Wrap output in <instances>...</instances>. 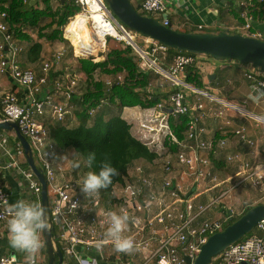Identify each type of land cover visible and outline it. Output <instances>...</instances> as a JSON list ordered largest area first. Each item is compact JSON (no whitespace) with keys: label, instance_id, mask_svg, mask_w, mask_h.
Listing matches in <instances>:
<instances>
[{"label":"built area","instance_id":"2783aa9c","mask_svg":"<svg viewBox=\"0 0 264 264\" xmlns=\"http://www.w3.org/2000/svg\"><path fill=\"white\" fill-rule=\"evenodd\" d=\"M258 2L264 3V0ZM65 4L76 5L85 13L92 11L89 0H65ZM254 8L255 0H244L239 4L242 24L234 32L264 40L261 33L254 31ZM138 11L153 16L165 14L167 7L164 0H141ZM99 13L104 25L110 27L104 31L105 46L101 51L107 48V37L117 42H125L136 51L143 67L170 81L174 87L173 93L167 98H161L155 107L144 109L140 118L138 139L158 155L155 161L147 162L150 169L146 170L144 165L138 163L130 169L124 182L117 184L110 194L99 190L94 196L86 198L78 183L83 175H75L73 165L58 158L59 150L51 141L49 129L44 123L47 114H50L53 121L62 122L69 114V104L56 102L50 94L43 96L45 86L53 85L57 91L64 88L62 89L60 82H49L52 61L43 63L44 75L41 78H37L32 69L22 66L21 54L24 48L10 33L9 15L1 9V5L0 76L8 77L17 87L24 88L29 94V104H25L14 92L2 96L0 122L18 125L30 144L36 166L45 177L53 233L63 248V264H79L78 257L85 264H98L96 259L84 257V253L112 258L119 264H131L124 258L126 253L117 252L112 243L104 244L99 249L96 247L103 240L107 228L106 213L119 212L121 209L127 211L130 217L123 235L132 237L134 244L138 246L133 250L144 256L141 264H194L201 247L212 235L223 231L237 213L224 207V216L205 220L203 217L223 206L224 202H229L228 198L234 189L249 182L259 188L264 182V166L252 167L246 162L241 163L239 181L231 184L229 180L221 177L213 162V156L219 150L225 149L229 141L226 138L207 137L201 121L224 120L242 144L249 147L256 144L244 125L226 118V113L235 110L233 106L223 103L220 109L216 108L212 105L216 100L210 94L196 90L188 83L187 70L189 67H197L202 55L179 53L171 57L170 48L147 38H143L145 47H140L136 43V35L113 20L103 0ZM162 24L169 27L170 21L166 18ZM113 30L116 34L111 33ZM135 44L139 49L135 48ZM73 51L75 52L74 47ZM64 56V51L56 52L53 61L59 64ZM255 71L248 73L247 78L264 92V77L261 75L264 73L256 69ZM105 85L109 89L113 84L108 82ZM70 88L68 87V91ZM187 90L203 95L211 105L199 101L192 103L187 98ZM152 96L148 92L146 99L150 100ZM168 109L173 113L169 114ZM96 110L98 108L91 109L89 113L93 116ZM185 115H190L191 121L185 131V140L179 141L171 127L170 117ZM5 159L7 160L4 161ZM226 161L230 164L237 163L242 161V157L234 154L228 156ZM10 172L14 173L20 184L23 199L39 202L42 206V185L28 164L21 143L15 134L13 136L9 132L1 131L0 232L7 231V209L12 203L7 188ZM203 196H212L206 205L197 203ZM73 202H78L75 209L72 208ZM40 238L43 248V231ZM40 254L41 250L36 256V264H39ZM68 258L73 262H68ZM0 264L24 263L19 262L15 256H0ZM212 264H264V221L257 226L256 233L253 231L228 248Z\"/></svg>","mask_w":264,"mask_h":264},{"label":"crops","instance_id":"0c3cea01","mask_svg":"<svg viewBox=\"0 0 264 264\" xmlns=\"http://www.w3.org/2000/svg\"><path fill=\"white\" fill-rule=\"evenodd\" d=\"M57 1L58 0H53L52 3L50 2V4H56ZM243 1L244 0H164L167 7L166 13L153 15L151 17H154L161 22H163V20L167 18L170 21L169 27L181 32L220 33L223 31H228L231 33L234 32L236 27L242 24V20L240 19L239 14V4ZM131 2L136 8H140L141 0H131ZM254 31L261 33L264 38V21H255ZM22 44L25 50V52L21 55L22 64L24 65V67L32 69L34 72L36 71L35 74L37 73V76L39 78L43 77L42 64L47 61V58L45 56V48L42 54L44 62L41 64L40 68H37L36 66L31 65V63L29 62V54L27 53L28 43L23 42ZM65 63L66 62H63L59 66H56V70L53 73H56L58 77L55 78V82L60 81L59 79L63 77V74L68 69V66L67 68L63 66V64L65 65ZM251 68L252 65L250 64H242L234 60L215 61L214 59L207 56H201L198 66L195 67V70H197L200 79L204 84V89L202 91L207 92L212 98L216 100L215 104L212 105L219 109L222 107L223 103L233 106L235 110L226 113V118L234 119L236 122L244 125L247 128L250 138L256 144L254 147H249L242 144L238 140V138L233 135L232 129L226 125V122H224V120L215 121L206 119L201 121V126L206 129L207 137H215L217 139L226 138L229 141V144L225 149L219 150L218 153L213 156V162L220 176L229 180L231 184H234L235 182L240 180V175L242 172V162L249 163L252 167L264 166V92L253 81L247 78V74L250 73L249 71H251ZM66 74L70 75V73L68 72ZM79 74L85 76V82H83L82 84L83 86L85 85V89L83 90L79 88V84H76L79 85L76 87L72 86L71 88L73 90L71 92L72 94L70 95L69 101H66L62 94H60L57 90L53 92L52 90L45 89L43 93V96L48 94L54 96L56 102H65L69 104V114L67 115L64 122L70 127L79 124V115L83 108L81 97L89 90V87L86 89V87L88 86L87 77L80 71V69L75 68L73 70L72 80H76ZM212 75H216V78L213 79V81L209 80L205 84L204 77L209 79ZM54 80H50L51 84L55 83ZM72 80L69 82L68 87L69 85H71ZM190 85L196 90H199L194 85ZM168 89L171 91V86ZM12 92L17 93L24 100L25 104L28 103L27 99L29 94L24 88L17 87L10 78L0 76V99L2 96ZM191 93L193 94L192 91ZM165 94L166 92H164L163 94L162 90L161 92H158V95H160L161 98H163L162 95L165 96ZM166 97L168 96H165L164 98ZM187 98L192 103L196 102V98L193 95H190V93L187 95ZM236 101L242 102L244 106H238L236 104ZM206 104L211 105L208 99ZM102 105L103 106H100L97 110V116H104L105 119L116 115L115 112L119 108L117 106L109 107L107 102H105V105ZM143 111L144 109H142L141 107H125L122 109L121 117L132 125L131 132L136 138H139V123ZM237 113H243L246 116H250L253 122H249L248 125H245V123L243 124L239 121ZM51 122L54 121L51 118L50 114H47V116L44 118V123L47 128L50 126L49 124ZM58 154V158L61 161H63L64 163H69V151L60 152ZM234 154H240L242 157V161L232 164L228 163L226 161V158ZM6 160L7 159H5L4 161ZM139 163H144L142 165L146 167V170L150 169L151 167L147 162L141 161ZM73 171L75 175L78 176V173L76 172L74 167ZM249 185H251L250 182ZM251 187L254 186L251 185ZM7 188L11 196L12 203L17 199H23V193L20 190V184L18 183V180L13 172H10L8 175ZM254 189L258 191V194H254V196L257 195L256 198H258L259 196L263 197L264 182L258 189L255 187ZM260 198L261 197H259V199ZM247 208L248 207L244 208L242 205H238L235 212L238 214V212L241 210L244 213L246 211L245 209ZM213 214L215 213H207L206 215L209 216V218L206 217V219L215 218L213 217ZM210 216H212L213 218H210ZM0 256H15L19 262L27 264L25 253L9 247L7 240V231L0 232ZM83 256L96 259L98 264H119L116 263L112 258L109 259L108 257H102L97 254L84 253ZM124 258L125 260H127L126 262H129L131 264H141L144 261V256L138 254L135 250L126 253ZM67 261H70V263L73 262L71 258H68ZM39 264H48L46 247H43L41 249Z\"/></svg>","mask_w":264,"mask_h":264},{"label":"trees","instance_id":"16d2710c","mask_svg":"<svg viewBox=\"0 0 264 264\" xmlns=\"http://www.w3.org/2000/svg\"><path fill=\"white\" fill-rule=\"evenodd\" d=\"M34 1L36 0H27V3H25V0H0V5L1 9L9 15L10 33L13 34L20 46L23 47V42L28 43L27 53L29 54V62L31 65L37 66L44 62L42 56L44 45L41 42H33L27 32L29 30L31 32L34 31L38 33V37L41 39L45 38L50 42L56 40L65 42L62 29H66L69 24V19L75 17L81 12V9L72 4L62 5L58 0L56 3L58 4V8L54 10L52 5H50L51 0H41L33 4ZM41 5H45L46 7L41 8ZM252 13L256 21H264V3H259L258 0H255V8ZM142 15L146 14L142 13ZM46 20H48V23L41 26V23ZM48 29H51L52 32L44 34L45 30ZM231 33L235 34L237 32ZM132 34L137 35L135 32H132ZM24 52L25 50H23ZM179 53L182 52L170 49L171 57ZM183 54L196 56L193 53ZM65 56L61 62L66 58ZM50 61H52V69H54L56 64L53 61V56ZM79 61L81 64L80 71L87 76L89 86L88 92L81 97L83 108L79 115V124L70 127L64 121L51 122L48 127L50 139L56 144L59 153L74 151L83 161L86 160L88 153L95 152L96 159L91 168L85 166L86 171L98 172L102 164L105 161H109L117 169L118 174L113 177L112 185L106 189H101V191L105 194H110L117 184L124 182L130 169L136 164L141 161L153 162L158 158V155L149 150L146 145L133 136L131 132L132 125L121 116L114 115L105 119L104 116H97L96 114L95 117H92L89 111L94 108H99L105 101H108V106H117L121 109L125 107L148 109L155 107L159 103L161 96L153 94L149 100L140 94L141 91L149 87L152 75L150 72H147V68L141 65L142 63L135 55L134 49L131 46L127 48H122L118 45L112 46L109 49L107 59L103 62L95 63L92 60L85 59H80ZM22 66L24 67L23 64ZM97 71H100L106 77L113 78L118 74L125 73V82H115L107 89L103 81L100 80L98 82L94 79V74ZM57 77L58 75L51 70L49 82ZM37 78L39 77L37 76ZM187 80L197 89H204L203 82L195 68H188ZM45 89L49 90L47 86H45ZM143 93L146 94V92ZM190 121V115L170 117L171 127L179 141L185 140V131ZM251 208L248 207L245 212ZM238 218L240 216H235L229 224ZM54 237L56 239L55 234ZM58 245L63 252V248L59 242Z\"/></svg>","mask_w":264,"mask_h":264},{"label":"water","instance_id":"95a60500","mask_svg":"<svg viewBox=\"0 0 264 264\" xmlns=\"http://www.w3.org/2000/svg\"><path fill=\"white\" fill-rule=\"evenodd\" d=\"M38 1L41 0H36L33 4ZM59 1L62 5L65 4V0ZM103 1L113 20L137 35L182 53L208 56L216 61L234 60L242 64H250L256 70L264 73V40L262 39L248 37L240 33L233 34L228 31L220 33L181 32L165 26L154 17L142 15L131 0ZM135 48L139 49L136 44ZM215 78L216 75H212L209 80L213 81ZM167 112L173 113L171 109H168ZM1 131L15 134L25 151L28 164L42 185V207L45 208L49 225L48 229L43 231L48 264H63L64 254L54 237L52 228L47 182L35 164L30 144L16 123L0 122ZM262 221H264V204H259L249 209L223 231L212 235L201 247L194 264H212L216 257L246 238ZM186 260L190 262L189 258Z\"/></svg>","mask_w":264,"mask_h":264},{"label":"clouds","instance_id":"9594fccd","mask_svg":"<svg viewBox=\"0 0 264 264\" xmlns=\"http://www.w3.org/2000/svg\"><path fill=\"white\" fill-rule=\"evenodd\" d=\"M96 159L95 152L88 153L86 160L73 159V167L79 168L81 163L91 168ZM118 174L117 169L109 161H105L99 171H87L78 181L81 191L86 198L94 196L101 189H106L113 183V177ZM78 202H73L72 208H77ZM6 220L7 240L10 248L26 254L27 264H36V256L42 248L40 234L47 230L49 225L45 208L39 202H30L24 199H17L7 209ZM107 228L103 240L96 244L97 249L104 244L112 243L117 252L128 253L138 247L130 236H125L129 214L121 209L119 212L109 211L106 213ZM79 264H85L78 257Z\"/></svg>","mask_w":264,"mask_h":264},{"label":"rangeland","instance_id":"374dc122","mask_svg":"<svg viewBox=\"0 0 264 264\" xmlns=\"http://www.w3.org/2000/svg\"><path fill=\"white\" fill-rule=\"evenodd\" d=\"M53 1V0H52ZM51 1V3H52ZM52 5V8L54 10H56L58 8V4H50ZM46 6L45 5H41V8H45ZM142 12V11H141ZM80 13H85L81 10V12H79L78 14ZM77 14V15H78ZM74 18V17H73ZM71 18V19H73ZM71 19H69V22L71 21ZM48 23V20H46L45 22L41 23V26H44L45 24ZM113 25H115L113 23ZM117 27V26H116ZM118 28V27H117ZM57 29V27H56ZM63 31V38L65 39V42H62L60 40H56L54 42H50L48 41L47 39L43 38L41 39L40 37H38V33L36 32H31L30 30L27 32L30 37L32 38L33 42H41L43 43L44 45V48H45V51H46V58L47 60H51L52 56L56 53V52H59V51H64L65 52V59L63 60V62H66L65 65L63 64L64 67L67 68L68 66V69L66 70V72L63 74V77H59L60 81H57V82H60V84L62 85V89L63 90H60L58 91L60 94H62V96L64 97V99H66V101H69V96L72 94V88H70L69 91L68 90V84L69 82L73 79L72 78V75H73V70L76 68V69H80L81 68V64H80V59H85V60H92L93 62L95 63H98V62H103L107 59V56H108V53H109V49L112 48V46H116L118 45L119 47H122V48H127L128 45L127 43L123 42H115L114 39L110 38V37H107L106 38V43L108 44L107 45V48L104 50H100L98 55L97 56H89V57H81L80 54L76 51L74 52L73 51V47L72 45L70 44V42L65 38V30L62 29ZM51 29L49 30H45L44 34H48V33H51ZM144 37L140 36V35H136V43L140 46V47H145V42H144ZM264 39V38H263ZM103 45L105 46V39L103 40ZM111 44V45H110ZM134 53L135 55L139 58L138 54L136 53V51L134 50ZM198 56H201V55H198ZM208 57V56H207ZM213 59V58H212ZM140 60V58H139ZM216 61V60H215ZM46 62V61H45ZM63 62H60L59 64H56V66H59L61 63ZM141 62V60H140ZM142 63V62H141ZM42 64V63H41ZM41 64H38L36 67L40 68L41 67ZM72 64V65H70ZM143 64V63H142ZM141 64V65H142ZM43 66V64H42ZM62 68V67H61ZM53 72L56 70V67L54 69H52ZM72 70V71H71ZM143 70V69H142ZM147 70V69H146ZM70 73V75H67L66 73ZM147 72H150V74L152 75V79H151V83L149 85V87L144 90V91H141V95H143L145 98H146V95L143 93V92H146V94L148 92H150L151 94H158V92H161L162 90V93L164 94V92H166L165 96H169L170 94L173 93L174 91V87L172 86V83L166 79H164L163 77L161 76H157L153 71L151 70H148ZM249 72H256L255 69L251 68V71ZM83 73V72H82ZM64 75H67V76H64ZM75 75V74H74ZM77 75V74H76ZM80 75V76H79ZM78 77L76 78V80H72V82H75V85H72V82H71V85H69V87H76V86H79V88L81 89H85V85L83 86V82H85V76L82 75V74H79ZM263 77H264V74H261ZM87 77V76H86ZM120 78V79H119ZM94 79L96 81H103L105 84L110 82L111 84L115 83V82H118V83H124L125 82V73H121V74H118L117 76H115L114 78L113 77H106L104 76V74H102L100 71H97L95 74H94ZM204 80H205V84L209 81L208 78L204 77ZM168 85H166V84ZM76 84H79V85H76ZM163 85V87H162ZM204 85V84H203ZM171 86L172 90L170 91L168 88ZM89 86L86 87V89L88 88ZM49 90H52L53 92L56 90V87H54L53 85H50L48 86ZM166 90V91H165ZM69 92V93H68ZM84 92V91H83ZM170 92V93H169ZM190 93V95H193L196 99L195 101H199V102H207V99L205 97H203V95H200L199 93H194L193 94L191 93V91L187 90L186 91V94L188 95ZM163 98L165 97L164 95H162ZM167 98V97H166ZM107 102L108 104V101H105ZM105 102H103L102 104L105 105ZM64 104H66L65 102H62ZM68 104V103H67ZM101 104V106H103ZM236 104L238 106H244L242 102L240 101H236ZM110 107V106H109ZM81 111V110H80ZM97 110L96 112L93 114L92 117H95L96 114H97ZM116 115L118 116H121V113H122V109L121 108H118V110L115 112ZM238 114V117H239V121L242 122L243 124L245 123V125H248L249 122H253V120L250 118V116H246L244 115L243 113H237ZM141 123H139V126H140ZM13 136H14V133H11ZM52 141V140H51ZM70 152V155L68 156L69 157V165H73V159L74 158H79L82 160V158L78 157L76 155V153L74 151H69ZM83 161V160H82ZM144 164V163H142ZM75 168V167H74ZM76 172L80 175H84L87 171H86V167L84 165V163H81V166L79 168H75ZM89 171V170H88ZM222 177V176H221ZM25 187H26V184H24ZM258 189V188H257ZM258 194V191H256L254 189V187H251V185H249V183H247L246 185H242L236 189H234L231 193V197L228 198V201L229 202H224L223 203V206H220L217 210H215L214 212L212 213H215L213 214V217H220V216H224V210L223 208L225 207L226 210H234L236 211L237 209V206L238 205H242L244 208L245 207H254L256 205H258L259 203L260 204H264V196H259L261 197L259 199L256 198L257 195L254 196V194ZM262 195V194H261ZM210 197L212 196H203L201 197L199 200H197V203H201V204H208L209 201H210ZM246 204V205H245ZM238 208H241V207H238ZM246 210V209H245ZM238 212V211H237ZM245 213V212H244ZM241 210L238 212L237 216H241L244 214ZM206 217L209 218V216H204L203 219H206ZM212 216H210V218H213ZM254 232L256 233V229L254 230ZM216 259V258H215ZM72 263V262H71Z\"/></svg>","mask_w":264,"mask_h":264},{"label":"bare ground","instance_id":"6f19581e","mask_svg":"<svg viewBox=\"0 0 264 264\" xmlns=\"http://www.w3.org/2000/svg\"><path fill=\"white\" fill-rule=\"evenodd\" d=\"M92 4L90 13H80L69 22L65 29V37L71 41L75 52L81 57L97 56L104 47V31L110 28L104 25L101 14L102 0H89ZM106 28H102L105 27ZM110 30V29H108ZM113 30L111 33L116 34Z\"/></svg>","mask_w":264,"mask_h":264}]
</instances>
